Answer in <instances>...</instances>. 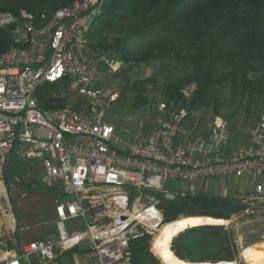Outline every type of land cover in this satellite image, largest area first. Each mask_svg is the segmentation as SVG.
<instances>
[{"label":"built area","instance_id":"2783aa9c","mask_svg":"<svg viewBox=\"0 0 264 264\" xmlns=\"http://www.w3.org/2000/svg\"><path fill=\"white\" fill-rule=\"evenodd\" d=\"M100 4L73 0L39 17L24 9L0 11V28L12 42L0 52V230L9 232L14 223L2 180L12 150L38 163L43 184L62 193L55 199V233L23 244L1 264L50 260L55 249L81 242L98 264H130L129 241L153 237L164 224L163 202L196 193V180L244 177L251 186L236 195L243 212L264 211V111L250 141L236 146L229 145L227 120L198 108L170 111L160 103L147 132L128 140L105 120L120 94L114 76L121 62L89 52L87 32ZM46 83L58 84L55 96L75 90L83 99L43 108L36 91ZM194 91L192 84L181 89L187 99ZM33 125L44 128L45 137L37 138ZM74 219L81 229L68 232L65 221Z\"/></svg>","mask_w":264,"mask_h":264},{"label":"trees","instance_id":"16d2710c","mask_svg":"<svg viewBox=\"0 0 264 264\" xmlns=\"http://www.w3.org/2000/svg\"><path fill=\"white\" fill-rule=\"evenodd\" d=\"M72 1L0 0V11L15 13L24 9L36 17L42 13L50 16ZM87 37L89 52L120 60L116 76L126 81L120 88L119 100L124 101L130 91L133 107L149 102L145 88L156 80L152 76L131 79L130 69L156 63L164 75L161 93L170 111L186 106L212 116L230 104L235 105L231 116L242 110L254 124L262 115L264 0H101L98 12L90 20ZM11 43L9 30L0 28V52ZM189 84L195 86V91L187 99L181 89ZM57 88L56 83L39 87L38 104L46 109L65 104V98L53 95ZM223 89L227 96L223 97ZM4 181L8 184L10 179L6 177ZM26 184L29 191L36 190L31 181ZM51 189L62 196L56 187ZM241 209L236 195L188 193L163 202V223L181 216L229 219ZM218 228H194L184 238H178L171 249L182 259L194 260L191 252L185 254L183 248L195 243L191 251L212 254L213 262L229 260L226 243L222 242L225 238L218 234ZM151 238L145 234L129 241L130 264L158 263L149 251ZM183 240L187 244H181Z\"/></svg>","mask_w":264,"mask_h":264},{"label":"rangeland","instance_id":"374dc122","mask_svg":"<svg viewBox=\"0 0 264 264\" xmlns=\"http://www.w3.org/2000/svg\"><path fill=\"white\" fill-rule=\"evenodd\" d=\"M162 74H160L159 67L156 63L133 66L128 73L129 78L133 79L152 76L156 80L154 83H149L145 88V93L148 96L149 102L133 107V95L132 92L128 91L124 101L119 100L118 97V99L110 104L105 110V120L115 125L117 134L123 139L128 140L137 133L147 132L149 126L152 124L157 105L165 102L161 93V83L164 76H162ZM114 78V85L120 90L126 80L118 75L114 76ZM222 95L223 97L227 96L226 89L222 90ZM65 97V99L70 102H73L77 97L80 99L82 98L81 95L76 94L75 90L74 92L67 94ZM234 106L235 105L226 104L221 108L220 114H218L223 116L228 122L230 146L248 143L251 139L250 131L254 124L253 120L244 117L242 110H239L231 116L230 112ZM32 129L37 138L45 137L44 128L33 125ZM124 129H127L128 131L125 132ZM17 156L14 151L9 152L2 168V180L8 197L9 206L14 216V223L11 231L8 232L3 228L0 230V264L12 254L18 253L23 244L33 239L44 238L55 233L56 217L54 205L55 199L59 195L55 194V191L51 189L52 187L43 184V171L38 163L34 165L29 164ZM6 177L10 179L8 184L4 181ZM30 181L32 187L35 186V191H29V187L26 186V183ZM177 185H179V183ZM181 185L185 186L183 182ZM250 186L251 184L244 177L236 178L230 176L224 178H207L204 181L196 180L195 192L208 195L231 196L243 193L249 189ZM172 188L173 186L169 182L165 184L166 190H171ZM163 195L164 192L160 193V196ZM223 220H225L224 223L214 226L219 227L216 231H218V234L221 235V237L225 238V241L223 240L222 242L224 244L226 243L227 250H225V253L230 259L219 261H237L238 264H245L241 259L242 249L251 244L259 243L264 239V211L251 214L243 212V209H241L238 213L232 214L229 219ZM65 226L68 232L72 229L78 230L81 228L80 220H67L65 221ZM193 230L194 228L189 227L179 231L172 238L170 249L172 244L176 242L178 238H184ZM157 231L154 232V235L150 240L149 251L157 260L158 263L156 264H163L153 250V239L157 234ZM209 235L212 234L209 233ZM185 242L186 241L183 240L181 241V244H187ZM194 244H188L183 248V252L185 254L191 252L194 259L190 260L188 258V261L213 262L211 260L213 258L212 254L202 251H191L192 248L195 247ZM171 251L175 254L174 250L171 249ZM77 253L78 251L75 249L66 253L67 256L72 257L69 264H77L75 259ZM176 256L179 257L178 255ZM93 257V251H88L86 256L80 255V262L81 264H97L94 262ZM179 259L184 260V258L182 259L180 257Z\"/></svg>","mask_w":264,"mask_h":264},{"label":"bare ground","instance_id":"6f19581e","mask_svg":"<svg viewBox=\"0 0 264 264\" xmlns=\"http://www.w3.org/2000/svg\"><path fill=\"white\" fill-rule=\"evenodd\" d=\"M225 220L208 216H185L162 224L153 239V250L163 264H238L237 261L190 262L179 259L170 249L172 238L189 227L203 224H220ZM245 264H264V243L246 246L241 251Z\"/></svg>","mask_w":264,"mask_h":264},{"label":"crops","instance_id":"0c3cea01","mask_svg":"<svg viewBox=\"0 0 264 264\" xmlns=\"http://www.w3.org/2000/svg\"><path fill=\"white\" fill-rule=\"evenodd\" d=\"M240 194V193H239ZM235 195V194H234ZM80 226H81V222H80ZM81 229V228H79ZM78 229V230H79ZM50 236V235H49ZM264 240V239H263ZM76 250L78 251L77 255L75 256V259L77 261V264H81L80 262V255L82 256H86L88 254V251L87 249H85L84 247V243L81 242L78 246L72 248V249H68V250H65V251H61L59 249H55L54 250V256L52 259L50 260H42L40 258H36V257H32L30 258V260L25 263V264H69L70 260L72 259V257L70 256H67L66 253L70 250ZM90 252V251H89ZM69 255V254H68ZM93 260L95 263L96 260H95V257H93ZM98 264V263H97Z\"/></svg>","mask_w":264,"mask_h":264},{"label":"water","instance_id":"95a60500","mask_svg":"<svg viewBox=\"0 0 264 264\" xmlns=\"http://www.w3.org/2000/svg\"><path fill=\"white\" fill-rule=\"evenodd\" d=\"M204 225H220V224H213V223H211V224H203V225H196V226H194V227H192V228H198V227H200V226H204ZM259 243H264V240H262L261 242H259ZM184 260H189L188 258H185Z\"/></svg>","mask_w":264,"mask_h":264}]
</instances>
